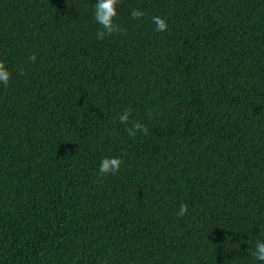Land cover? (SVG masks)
<instances>
[{"label":"trees","instance_id":"1","mask_svg":"<svg viewBox=\"0 0 264 264\" xmlns=\"http://www.w3.org/2000/svg\"><path fill=\"white\" fill-rule=\"evenodd\" d=\"M96 2L0 0V264H262L264 0Z\"/></svg>","mask_w":264,"mask_h":264},{"label":"clouds","instance_id":"2","mask_svg":"<svg viewBox=\"0 0 264 264\" xmlns=\"http://www.w3.org/2000/svg\"><path fill=\"white\" fill-rule=\"evenodd\" d=\"M120 3L121 0H97L95 3L94 18L101 26V29L96 34L97 39H103L106 35H112L121 30L120 25L116 23L118 5ZM130 15L133 19H140L143 17L144 13L140 9H132ZM152 23L155 25V30L157 32L165 31L168 28L167 17L154 16L152 18ZM35 59V54H32L29 57V60ZM11 77V70L7 67L6 62L0 59V84L7 86L10 83ZM132 112V108L125 109L119 116L120 122L123 124H129ZM126 130L130 136H135L137 132H142L144 134H147L148 132V128L144 124L135 121H133L131 126ZM122 163L123 160L121 157H105L100 163L99 173L101 176L115 174L120 170ZM187 211L188 205L182 204L177 215L183 217ZM248 252L255 260L264 264V241H258L255 244L254 249L250 248Z\"/></svg>","mask_w":264,"mask_h":264}]
</instances>
